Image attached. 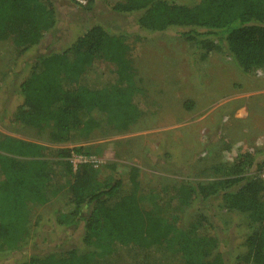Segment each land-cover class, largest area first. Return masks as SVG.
<instances>
[{"label": "trees", "instance_id": "16d2710c", "mask_svg": "<svg viewBox=\"0 0 264 264\" xmlns=\"http://www.w3.org/2000/svg\"><path fill=\"white\" fill-rule=\"evenodd\" d=\"M111 8L139 13L137 25L148 31L179 28L201 57L224 50L244 75L264 68V0H120ZM56 22L51 0H0V41H10L16 53L40 44ZM94 60L112 65L113 83L91 68ZM135 74L124 39L93 25L65 49L33 59L18 85L12 121L47 129L53 145L127 130L142 115L128 87ZM182 107L192 110L195 103L185 100ZM0 148V250H16L35 235L33 205L59 193L66 211L56 223L66 233L80 232L81 249L33 254L18 264H227L216 227L203 211L213 205L246 218V249L232 261L264 264V180L257 172L264 161L246 155L215 163L210 179L188 175L158 194H145L137 166L107 161L73 169L72 153L91 154L84 145L48 148L6 137ZM188 214L190 220H183Z\"/></svg>", "mask_w": 264, "mask_h": 264}, {"label": "rangeland", "instance_id": "374dc122", "mask_svg": "<svg viewBox=\"0 0 264 264\" xmlns=\"http://www.w3.org/2000/svg\"><path fill=\"white\" fill-rule=\"evenodd\" d=\"M51 1L57 22L40 44L16 53L10 41H0V142L9 137L48 148L84 145L100 163L116 161L137 166L145 194H158L188 175L208 179L213 174L209 167L215 163L228 165L246 155L259 163L264 161V68L244 75L222 49L201 57L202 51L190 46L179 28L148 31L138 27L139 13L114 11L113 3L120 0H95L90 4L86 0ZM171 1L194 4L198 0ZM93 25L124 39L136 71L128 87L142 115L124 131L92 132L75 144H50L47 129L12 121L20 103L18 85L37 55L65 49ZM91 66L103 71L110 83L116 80L110 63L94 60ZM189 99L195 103L192 110L182 107ZM122 170L125 167L118 171ZM257 172H264V166ZM32 208L34 218H38L35 235L16 250H0V264H18L33 254L81 249L80 232L66 233L56 223L58 213L64 216L66 211L61 193ZM203 211L216 227L227 264H236L234 256L246 249L242 244L245 216L214 209V205L212 209L203 207ZM185 217L187 221L191 215Z\"/></svg>", "mask_w": 264, "mask_h": 264}, {"label": "built area", "instance_id": "2783aa9c", "mask_svg": "<svg viewBox=\"0 0 264 264\" xmlns=\"http://www.w3.org/2000/svg\"><path fill=\"white\" fill-rule=\"evenodd\" d=\"M72 158L75 159L73 162H72ZM70 161L72 165H76L80 163H89L96 167L100 164V160L94 157L93 155L71 154ZM260 177L264 179V172H261Z\"/></svg>", "mask_w": 264, "mask_h": 264}]
</instances>
